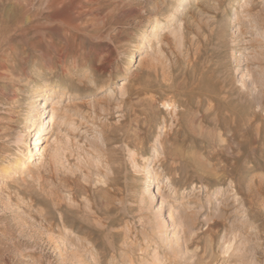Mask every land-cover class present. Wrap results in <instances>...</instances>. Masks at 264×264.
Masks as SVG:
<instances>
[{"label":"rangeland","instance_id":"374dc122","mask_svg":"<svg viewBox=\"0 0 264 264\" xmlns=\"http://www.w3.org/2000/svg\"><path fill=\"white\" fill-rule=\"evenodd\" d=\"M0 210V264H264V0H0Z\"/></svg>","mask_w":264,"mask_h":264},{"label":"bare ground","instance_id":"6f19581e","mask_svg":"<svg viewBox=\"0 0 264 264\" xmlns=\"http://www.w3.org/2000/svg\"><path fill=\"white\" fill-rule=\"evenodd\" d=\"M185 2V0H184ZM12 6V5H11ZM54 30V29H53ZM144 47V43H141V46L140 48H143ZM140 51V49H139ZM196 57V56H195ZM188 59V58H187ZM190 60V59H189ZM165 75V74H164ZM171 97V96H170ZM168 98V97H167ZM172 98V97H171ZM45 99H46V93L45 92H39L36 97L34 98L33 100V104H32V114H39V116L36 118L38 119V121H40V123L38 124V128H37V131L35 133V141H34V149H37L38 147V144L40 142V138H41V135L43 134L44 130H45V123H46V120L45 118L43 119V116H44V111L46 109V105H45ZM174 101V100H173ZM198 101V100H197ZM211 101V100H210ZM154 103V102H153ZM206 104V103H205ZM210 104V103H209ZM212 109V108H210ZM127 116V115H126ZM192 116V115H191ZM187 120V119H186ZM203 128V127H202ZM133 129V128H132ZM204 130V129H203ZM195 131V130H194ZM143 138V137H142ZM130 141V140H129ZM31 159H34V152L31 151ZM154 180H153V177L152 175L148 178V185H151V183H153ZM86 210V209H85ZM1 211V210H0ZM105 226V225H104ZM26 229V228H25ZM70 232V231H69ZM67 237V236H66ZM49 241V240H48ZM44 246V245H43ZM74 255V254H73ZM12 257V256H11ZM30 259V258H29ZM31 260V259H30Z\"/></svg>","mask_w":264,"mask_h":264}]
</instances>
